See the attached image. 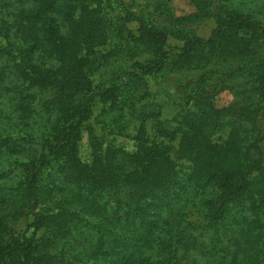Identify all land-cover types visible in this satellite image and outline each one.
<instances>
[{
    "label": "trees",
    "instance_id": "16d2710c",
    "mask_svg": "<svg viewBox=\"0 0 264 264\" xmlns=\"http://www.w3.org/2000/svg\"><path fill=\"white\" fill-rule=\"evenodd\" d=\"M119 1L0 0V264H264V0Z\"/></svg>",
    "mask_w": 264,
    "mask_h": 264
},
{
    "label": "rangeland",
    "instance_id": "374dc122",
    "mask_svg": "<svg viewBox=\"0 0 264 264\" xmlns=\"http://www.w3.org/2000/svg\"><path fill=\"white\" fill-rule=\"evenodd\" d=\"M221 1L215 0V4L213 7L217 9L220 8ZM119 6L122 9V12H127L128 10L132 11L136 16H140L146 20V23L152 24L155 26H159L160 28H170L172 26L178 27L183 30L185 33L191 35L192 33L200 35L202 37H208L212 33V29L215 26V21L213 16H205L203 11H199V6L196 3V0H121L119 1ZM173 43H178L174 42ZM180 43V42H179ZM152 49L145 47L142 48V55L140 58L146 59L151 58L153 56ZM151 56V57H150ZM115 65L120 66H128V62L125 60H119ZM171 69L166 72H170L164 78V82L162 85L167 86L169 90H172L175 93H178V86L175 82L176 79H182L180 75L181 72L171 74ZM188 70V69H186ZM189 71H183L186 75H188ZM175 71V70H174ZM199 74V72H198ZM195 76V75H193ZM195 79L196 77H191ZM169 79V80H168ZM168 80V81H167ZM212 80H210L211 82ZM234 84L235 82L232 81ZM169 84L171 86H169ZM161 87V86H160ZM174 89H177L176 91ZM181 98L184 94L180 95ZM235 93L229 89H222L217 91L215 97V105L218 108L228 107L235 101ZM116 143L123 142L128 149H132L134 147V142L131 140H125L123 138H119V140H115ZM82 151L84 153V157H87L89 154L88 147V139L85 137L82 143ZM171 197H173V191L171 192ZM169 199L166 197H162L157 200L155 206H153L149 212H153L152 215L149 214V217L156 216L159 213L164 204L168 202ZM148 215V214H147Z\"/></svg>",
    "mask_w": 264,
    "mask_h": 264
}]
</instances>
